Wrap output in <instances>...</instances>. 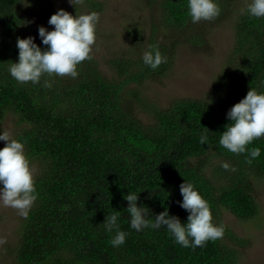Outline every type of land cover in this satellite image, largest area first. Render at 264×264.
Wrapping results in <instances>:
<instances>
[{
	"label": "trees",
	"instance_id": "16d2710c",
	"mask_svg": "<svg viewBox=\"0 0 264 264\" xmlns=\"http://www.w3.org/2000/svg\"><path fill=\"white\" fill-rule=\"evenodd\" d=\"M137 1L150 13V23L125 28L129 47L106 61L111 77L91 54L77 66L76 79L45 74L40 83L21 84L8 73L17 60L16 39L32 36L46 47L37 27L51 30L47 21L58 7L54 0H27L28 6L24 0H0V125L11 118L16 127L14 139L35 164L38 194L28 217L17 218L15 244L2 252L10 264L238 263L245 241L222 214L241 222L258 216L252 182L264 181V136L247 146L260 149L250 164L247 152L233 154L219 138L229 123L227 110L249 88L264 91V17L242 15L246 0H218L221 13L214 21L193 24L187 0ZM83 8L99 13L103 6L82 0L67 12L78 16ZM228 20L233 44L205 97L174 99L166 107L149 104L145 85L169 76L177 48L206 54L207 35ZM150 44L167 57L156 70L141 60ZM46 80L51 87L44 86ZM183 180L209 203L212 222L224 228L220 239L192 249L175 243L163 226L141 232L129 227L127 192L138 193L137 205L149 210L150 222L165 207L185 222L188 213L177 203ZM114 210L128 233L120 247L109 244L114 233L102 225Z\"/></svg>",
	"mask_w": 264,
	"mask_h": 264
},
{
	"label": "clouds",
	"instance_id": "9594fccd",
	"mask_svg": "<svg viewBox=\"0 0 264 264\" xmlns=\"http://www.w3.org/2000/svg\"><path fill=\"white\" fill-rule=\"evenodd\" d=\"M80 2L81 0H69L72 5ZM23 4L28 6L27 0ZM220 13L218 0H187V15L193 24L214 21ZM241 14L255 18L264 17V0H246ZM98 20L96 12L77 16L57 9L47 21L48 25L53 26L51 30L44 26L37 27L38 38L46 47L38 46L32 36L17 37V60L9 66V75L21 84L40 83L45 74L49 77L68 76L76 79L77 66L92 59ZM141 60L145 66L156 70L162 63L167 62V57L156 45L150 44L143 51ZM261 84L264 85V81ZM44 86L51 87V83L46 80ZM226 119L229 123L220 133L219 145L233 154L247 152V162L250 164L260 156V149L257 147L249 150L247 146L264 136V91L249 88L246 95L227 110ZM0 141L5 142L0 148V205L11 207L18 211L20 217L27 218L38 194L24 144L12 138L7 131H0ZM206 141L207 136L201 134V145H205ZM221 167L225 170L230 168L227 162H222ZM179 192L182 199L177 203L188 213L183 223L177 216L170 215L167 207L150 222L146 218L149 210L143 205H137L138 193L127 192L123 199L127 202L129 227L141 232L146 228L159 229L163 226L175 243L192 249L204 247L207 242L220 239L224 228L212 222L210 205L195 186L183 180L179 185ZM119 214V211L114 210L102 223L105 232L114 233L109 240L112 247L123 245L128 235L118 224Z\"/></svg>",
	"mask_w": 264,
	"mask_h": 264
},
{
	"label": "rangeland",
	"instance_id": "374dc122",
	"mask_svg": "<svg viewBox=\"0 0 264 264\" xmlns=\"http://www.w3.org/2000/svg\"><path fill=\"white\" fill-rule=\"evenodd\" d=\"M82 1V0H81ZM102 4V11L96 25V40L92 46L91 54L98 61L99 68L108 77L112 72L108 69L106 61L113 54L126 51L129 47L123 32L131 22L150 23V13L143 9L137 0H95ZM58 9L65 11L74 4L69 0H54ZM79 12V11H78ZM90 13L83 8L80 14ZM233 22L228 20L212 31L206 37L208 52L206 54L193 53L188 48L179 46L174 63L166 79L158 83L145 85L143 97L149 104L166 107L174 99H202L205 97L214 78L222 69L227 55L233 44ZM144 119L147 114H142ZM16 127L11 118L0 125V131H7L14 138ZM0 141V148L4 146ZM32 172L35 164H30ZM253 195L258 206V216L255 219L241 222L227 212H223L222 220L237 237L245 241L240 250L237 264H264V181L252 182ZM18 211L0 205V264H10L7 257L2 255L6 246L16 242V225Z\"/></svg>",
	"mask_w": 264,
	"mask_h": 264
}]
</instances>
